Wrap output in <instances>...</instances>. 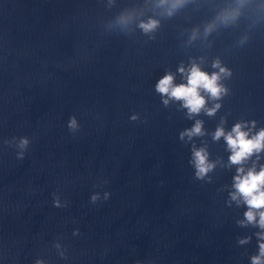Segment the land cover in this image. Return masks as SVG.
Segmentation results:
<instances>
[{
  "label": "clouds",
  "instance_id": "9594fccd",
  "mask_svg": "<svg viewBox=\"0 0 264 264\" xmlns=\"http://www.w3.org/2000/svg\"><path fill=\"white\" fill-rule=\"evenodd\" d=\"M187 0H158V7L165 9V15L171 17L174 12L183 7ZM248 4V0H235L233 7L222 12L215 21L205 26L203 36L207 37L219 26H228L234 23L240 16L241 10ZM134 20V14L124 13L117 17L114 26L120 31H127L129 25ZM160 26V21L149 18L147 21L141 20L137 27L149 36V39L155 37L154 33ZM200 36V30L194 29L189 36L188 43H192ZM247 37H242L240 44L247 42ZM203 58H201L202 62ZM211 67L215 69L211 73L202 70L200 63L192 60L189 66L185 67L183 63L177 68V72L181 75L182 82L175 83V75L172 72H165V74L156 82L155 91L160 94L162 103L165 107L170 102H180V107L186 109V116L188 119H193L199 116L202 112L208 117L216 115L221 109L220 101L230 94V89L224 83L232 77V70L224 66L217 58L213 60ZM209 101L213 102L209 107ZM131 120L138 119L137 115H132ZM225 119L222 118L220 124L212 133V140L219 141L221 138L226 143L227 150L230 152L228 157V166H237L236 174L233 176L232 188L229 193V201L236 202L237 206L243 204L246 211L243 213V219L238 220L237 224L241 227L249 225L256 227L259 231L255 232L257 238L258 252L250 257V264H264V164H260L261 154L264 153V127L258 131H253L256 128L257 122L240 121L235 123L230 131H226L224 124ZM68 128L75 132L79 128L75 116L71 117L68 122ZM206 135L204 129V121L195 119L190 128H186L179 133L181 141L192 142L194 138L204 137ZM30 141L27 137H21L17 145L22 151L17 153L18 159L24 158V151L26 150ZM210 152L207 146L197 147L195 143L191 147V159L189 163L194 168V178L200 181L211 182L209 173L216 167V162L209 159ZM254 157V159H253ZM251 161L250 167H245L246 163ZM259 168V170H257ZM207 178V179H206ZM109 193L105 192L104 199L109 198ZM91 202L96 203L100 199L99 194L95 193L91 196ZM53 204L55 207H62L58 197L54 198ZM78 234V230L74 235ZM251 237H244L239 239L240 245L248 244ZM60 244H56L59 249ZM61 257H64V252H60ZM36 264H43V261L37 260Z\"/></svg>",
  "mask_w": 264,
  "mask_h": 264
}]
</instances>
